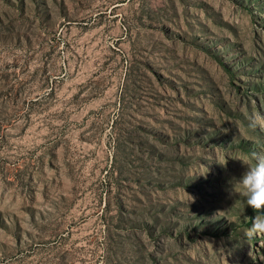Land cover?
Wrapping results in <instances>:
<instances>
[{
    "label": "rangeland",
    "instance_id": "374dc122",
    "mask_svg": "<svg viewBox=\"0 0 264 264\" xmlns=\"http://www.w3.org/2000/svg\"><path fill=\"white\" fill-rule=\"evenodd\" d=\"M262 149L264 0H0V264H264Z\"/></svg>",
    "mask_w": 264,
    "mask_h": 264
},
{
    "label": "clouds",
    "instance_id": "9594fccd",
    "mask_svg": "<svg viewBox=\"0 0 264 264\" xmlns=\"http://www.w3.org/2000/svg\"><path fill=\"white\" fill-rule=\"evenodd\" d=\"M255 117L250 120V125L255 126ZM246 165L239 180H235L239 191L232 185V195L243 196L248 207L255 213L252 218L251 227L247 230L246 236L251 239L256 235L264 234V149L253 151L247 160H241Z\"/></svg>",
    "mask_w": 264,
    "mask_h": 264
}]
</instances>
